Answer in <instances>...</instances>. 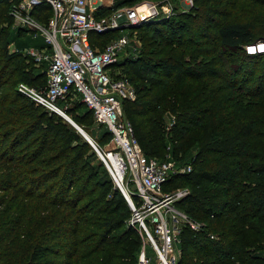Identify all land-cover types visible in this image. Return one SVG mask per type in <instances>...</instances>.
<instances>
[{
    "label": "trees",
    "instance_id": "trees-1",
    "mask_svg": "<svg viewBox=\"0 0 264 264\" xmlns=\"http://www.w3.org/2000/svg\"><path fill=\"white\" fill-rule=\"evenodd\" d=\"M7 7L0 0V264H136L142 236L103 164L55 113L16 92L19 82L42 88L46 74L9 51ZM134 36L138 53L118 63L136 95L124 117L146 157L191 166L164 189L184 185L177 207L204 224L183 229L178 264H264V53L244 49L264 41V0H193Z\"/></svg>",
    "mask_w": 264,
    "mask_h": 264
},
{
    "label": "built area",
    "instance_id": "built-area-1",
    "mask_svg": "<svg viewBox=\"0 0 264 264\" xmlns=\"http://www.w3.org/2000/svg\"><path fill=\"white\" fill-rule=\"evenodd\" d=\"M192 2L181 0L183 11L190 9ZM7 3L12 26L33 37L41 35L45 44L44 48L27 47L23 53L20 51L36 66L44 65V86L37 89L19 82L16 92L58 115L65 114L76 100L84 104L95 124L109 134L106 146L100 147L92 140L89 144L126 200L130 211L127 225L137 228L142 236L136 264H177L183 229L200 231L202 225L177 207L188 190H165L164 186L170 177L189 173L191 166L178 167L143 154L123 110L125 101L134 100L135 91L118 66L122 52L126 58L138 53L134 28L168 18L172 7L150 1L100 16L105 0H7ZM115 30L130 33H122L102 46L92 43L91 36ZM259 45H264V41L250 46V52H264ZM147 247L153 256L148 255Z\"/></svg>",
    "mask_w": 264,
    "mask_h": 264
},
{
    "label": "rangeland",
    "instance_id": "rangeland-1",
    "mask_svg": "<svg viewBox=\"0 0 264 264\" xmlns=\"http://www.w3.org/2000/svg\"><path fill=\"white\" fill-rule=\"evenodd\" d=\"M158 2L159 4H163V5H167V6H170L172 7V11H171V14H170V18L176 14V13H179V12H188L192 7H193V2H192V6L190 9H188L187 11H183V6L181 4V0H135L133 2H131L130 4H125L123 6H120L119 8H122V7H134V6H137V5H140L144 2ZM105 6L104 8L100 11V16H107L109 14V11H111L112 9V6H113V3H114V0H105ZM168 17V18H169ZM168 18H165V19H168ZM165 19H162V20H165ZM3 28H5L6 30L9 31L10 35H11V38H10V43L8 44L9 48L8 49H18V51L21 53H23V51L27 48V47H37V48H44L45 47V44H44V38L37 34L35 37H33L31 34H28V33H15L16 31V28L11 26L10 24H6L3 26ZM117 32V34H115L114 37H111L110 39H108L109 37H105L102 39L103 41H105L102 45L114 40L115 38H118L119 35H121L122 33L125 34V33H130V32H126V31H122V30H115ZM127 35V34H126ZM97 39V38H95ZM12 40V41H11ZM99 40V39H98ZM132 40V38H131ZM138 41V40H137ZM101 42V41H100ZM139 43V42H138ZM101 45V46H102ZM250 46L252 45H246L244 47L245 51L250 53V54H254V53H258L257 51L256 52H250L251 48ZM128 48H126L125 50H127ZM10 51V50H9ZM259 53H264V52H259ZM22 55V54H21ZM23 56V55H22ZM124 58H126V55L124 52H122L119 56V61H122ZM36 67V70L38 69V71H45V68L43 67H38V66H35ZM31 87H34V86H31ZM136 98V96H135ZM134 98V100H135ZM134 100H131V101H134ZM69 107H72V113L73 114H76L77 116H81L82 118H86L84 120L81 121V125L76 123L71 115H69V113H67L65 111V115L71 120L73 121L78 127H80L83 132L86 134V136L94 141L98 146L100 147H104L106 146V136H105V129L103 127H101L100 125H96L95 122L92 120L90 114L87 112V110L84 108L83 104L79 101V100H76L74 101V103L69 106ZM55 116L59 117L60 119H62L64 121V123H66L67 125H69L72 129H74L78 135L81 137V139L86 142L90 149H91V152L93 153H90V158L89 160L90 161H93L92 163L94 165H101L100 164V161L97 157V154L96 152L94 151V149L92 148V146L84 139V137L71 125L69 124L66 120H64L60 115L56 114ZM166 118V125H169L168 122L170 123V120H171V117L169 115H167V117L165 116ZM170 118V120H169ZM166 161H169V162H173L175 165H177L178 167H181V166H184L186 165L185 162L187 161H183L181 158H177V159H172V158H168L166 157ZM102 166V165H101ZM104 167V166H103ZM102 167V168H103ZM104 169V168H103ZM182 185V184H181ZM184 187V185H182ZM182 186H178L179 188H182ZM113 188L117 189V187L114 185L113 183ZM132 189L133 186L131 187ZM187 189V188H186ZM118 192L120 193L121 196L122 193L120 192L119 189H117ZM198 224H201L202 227L204 226V224L202 222H198ZM137 229V228H136ZM141 236V235H140ZM143 242V239L141 237V243ZM147 253L148 255L150 256H153V253L151 252V250L149 249V247H147ZM137 256V255H136ZM178 264V263H177Z\"/></svg>",
    "mask_w": 264,
    "mask_h": 264
},
{
    "label": "water",
    "instance_id": "water-1",
    "mask_svg": "<svg viewBox=\"0 0 264 264\" xmlns=\"http://www.w3.org/2000/svg\"><path fill=\"white\" fill-rule=\"evenodd\" d=\"M64 120H66L69 124H71L83 137L84 139L90 143V139L86 136V134L83 132V130L78 127L73 121H71L67 116L60 115ZM124 197V196H123Z\"/></svg>",
    "mask_w": 264,
    "mask_h": 264
},
{
    "label": "bare ground",
    "instance_id": "bare-ground-1",
    "mask_svg": "<svg viewBox=\"0 0 264 264\" xmlns=\"http://www.w3.org/2000/svg\"><path fill=\"white\" fill-rule=\"evenodd\" d=\"M259 48H260V49H264V45H259ZM61 115L66 116L65 114H61Z\"/></svg>",
    "mask_w": 264,
    "mask_h": 264
}]
</instances>
